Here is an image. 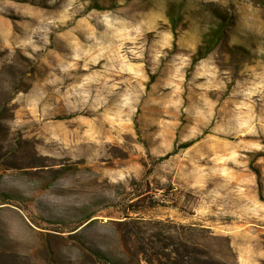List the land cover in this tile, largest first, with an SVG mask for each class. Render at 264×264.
Wrapping results in <instances>:
<instances>
[{
  "label": "rangeland",
  "instance_id": "1",
  "mask_svg": "<svg viewBox=\"0 0 264 264\" xmlns=\"http://www.w3.org/2000/svg\"><path fill=\"white\" fill-rule=\"evenodd\" d=\"M258 152L264 0H0V264H264Z\"/></svg>",
  "mask_w": 264,
  "mask_h": 264
},
{
  "label": "trees",
  "instance_id": "2",
  "mask_svg": "<svg viewBox=\"0 0 264 264\" xmlns=\"http://www.w3.org/2000/svg\"><path fill=\"white\" fill-rule=\"evenodd\" d=\"M96 9L100 10L102 8H99V6H95ZM177 7L175 5H172L168 8L166 17L168 22L170 23V26L173 30H176L180 23L181 18L179 12L177 13ZM225 32L223 25L218 26L217 28H214L211 30V32L206 33L202 37V41L200 45L197 47L195 53L192 56V66L196 65L201 60L205 59L210 53H212L216 47L220 44L221 40L224 38ZM192 144V142H189L188 144L183 145V147H189ZM264 157V152H258L254 154V158L257 160L258 158ZM253 172L256 174L258 179V185H259V197L260 199H264V189L263 185L261 183V173L258 169H254ZM134 184L131 185L132 191L129 194L128 204L125 207V212L130 213L132 215H139L141 212V208L139 205H146L147 201L150 199L147 192L142 193H136L134 192ZM151 208H154L155 206H150ZM133 219V218H132Z\"/></svg>",
  "mask_w": 264,
  "mask_h": 264
}]
</instances>
